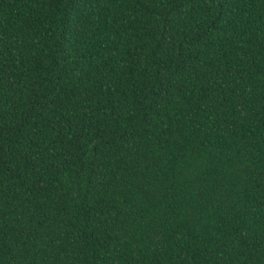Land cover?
<instances>
[{"label": "trees", "instance_id": "1", "mask_svg": "<svg viewBox=\"0 0 264 264\" xmlns=\"http://www.w3.org/2000/svg\"><path fill=\"white\" fill-rule=\"evenodd\" d=\"M0 264H264V0H0Z\"/></svg>", "mask_w": 264, "mask_h": 264}]
</instances>
